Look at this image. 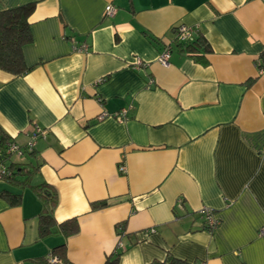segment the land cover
<instances>
[{"label":"crops","instance_id":"crops-1","mask_svg":"<svg viewBox=\"0 0 264 264\" xmlns=\"http://www.w3.org/2000/svg\"><path fill=\"white\" fill-rule=\"evenodd\" d=\"M27 3L29 70L0 69V132L24 147L45 131L10 158L56 191L55 222L75 217L78 231L53 225L40 237L42 201L0 178V191L21 193L16 205L0 196V264H49L62 244V264H104L116 251L118 264L167 252L264 264V0H0V11ZM181 24L208 41L203 61L175 47Z\"/></svg>","mask_w":264,"mask_h":264},{"label":"trees","instance_id":"trees-1","mask_svg":"<svg viewBox=\"0 0 264 264\" xmlns=\"http://www.w3.org/2000/svg\"><path fill=\"white\" fill-rule=\"evenodd\" d=\"M34 3H27L16 7L3 9L0 11V69L13 75L24 74L29 67L23 60L22 48L31 41V31L28 18L34 9ZM178 26L174 27L175 35ZM149 38L156 42L157 39L151 35ZM175 47L195 59L203 61L205 53L211 51L210 45L203 35H191L186 40L178 39L175 36ZM170 49L171 47L168 46ZM258 64L259 69H264V52L260 55ZM254 79H250L248 84H252ZM11 143H14L10 137L0 132V164L6 169L5 174L0 178L5 179L19 188L29 187L42 201L43 209L38 215L39 236L44 237L51 232V226L56 225L59 232L68 236L78 231V222L75 217L65 219L59 223L55 222L53 211L57 203L56 191L46 182L39 184H30L29 180L35 169L27 168L26 164L11 160L14 153H8L7 149ZM32 153V152H30ZM4 161H8L6 164ZM0 196L7 199L12 205L19 204L21 193H12L7 190L0 191ZM106 201H96L92 203L93 208L103 207ZM202 214V213H201ZM203 216V215H202ZM207 230L209 229L205 224ZM65 246L58 245L54 247L51 253L62 257ZM121 251H116L115 255H110L104 264H118ZM64 260V259H62ZM152 264H198L172 255L167 252L164 261L153 262Z\"/></svg>","mask_w":264,"mask_h":264},{"label":"built area","instance_id":"built-area-1","mask_svg":"<svg viewBox=\"0 0 264 264\" xmlns=\"http://www.w3.org/2000/svg\"><path fill=\"white\" fill-rule=\"evenodd\" d=\"M115 12V8L112 4H108L105 7V15L108 16H112ZM177 37L180 40H186L188 38L191 37L192 35V31L189 27H187L184 24H181L178 26L177 28ZM170 51L171 49L166 46L161 53L158 56V61L159 63H161L162 65H167L168 64V60L170 57ZM142 64L140 59L136 60V65L135 67H138ZM125 111V110H123ZM105 115V113H101L100 117H103ZM45 131H42L39 127H35V129L31 132L30 135V139L27 142V144H25L24 147H20L19 145L15 144V143H11L7 149L8 153H14L17 156H22L24 153H30L33 151L34 145H35V140L39 135H44ZM119 171L122 173L126 172V166L124 163H120L119 166ZM5 168L0 164V177L2 175L5 174ZM204 217L205 223L208 226L209 229H214L217 224H218V220L216 218H214L213 216V212L210 208L208 207H204L201 211H200ZM259 234L260 235H264V226H262L259 230ZM46 261L49 264H62V259L53 253H48L46 255Z\"/></svg>","mask_w":264,"mask_h":264}]
</instances>
